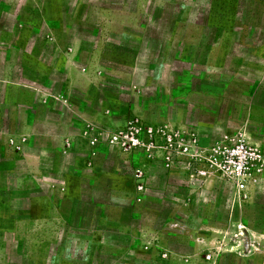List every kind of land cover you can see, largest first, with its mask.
<instances>
[{"label":"rangeland","instance_id":"374dc122","mask_svg":"<svg viewBox=\"0 0 264 264\" xmlns=\"http://www.w3.org/2000/svg\"><path fill=\"white\" fill-rule=\"evenodd\" d=\"M30 1L36 5L31 6ZM42 1L0 0V28L13 33L19 18L33 17ZM62 3L65 23L70 26L66 32L58 31L84 39L86 52L80 65L85 64L87 50L97 40L104 43L94 77L98 83L88 95L96 105L104 103L109 112L105 120L85 121L81 127L86 141L80 150L85 157L82 170L89 177L96 158L99 175L97 185L86 184L84 190L101 201L98 205V200L88 196L86 204L81 202L87 209V242L80 245L79 233L71 231L52 244L49 255L87 257L92 261L87 264H264V173L238 198L224 181L201 184L182 175L175 178L181 181L177 183L172 181L174 174L155 167L146 185L147 167L161 162L142 151L111 144L106 134L138 117L149 124L194 131L203 141L245 132L264 148V0ZM70 97L77 100L79 91L74 90ZM71 130H78L77 126L72 125ZM70 155L69 159L73 153ZM179 166L188 171L183 163ZM139 172L142 190L137 188L135 174ZM168 176L171 179L163 185ZM8 186L16 192L22 189L17 204L24 209L29 184ZM146 186L149 201L145 206L153 210L152 223L168 232L162 236L166 247L126 251L127 236L104 231L105 241L96 249L90 240L96 212L103 210L110 218L132 221L134 211L143 207ZM39 189L44 192L43 185ZM73 219L76 224L77 216ZM194 234L206 238L204 247L211 248L196 257L191 248ZM0 239L5 264H29V232L5 231ZM114 244L122 250L116 252ZM152 245L149 241L144 244Z\"/></svg>","mask_w":264,"mask_h":264},{"label":"crops","instance_id":"0c3cea01","mask_svg":"<svg viewBox=\"0 0 264 264\" xmlns=\"http://www.w3.org/2000/svg\"><path fill=\"white\" fill-rule=\"evenodd\" d=\"M62 2L43 0L41 10L33 17L19 18L20 23L13 33L8 34L5 28H0V234L29 232V264L92 262L87 257L52 256L49 249L71 231L79 233L78 241L85 246L87 209L85 205L81 207V202L86 204L89 196L101 205L97 195L84 190L86 184L97 185L99 181L96 158L91 175L87 177L82 170L85 157L80 150L86 144L81 134L85 121L108 118L109 111L104 103L96 105L88 95L89 89L98 83L94 77L100 68L98 60L104 43L97 40L87 50L85 64L80 65L78 61L86 52L84 39L80 36L70 38L67 33L58 31L66 32L70 26L65 23ZM30 5H36V1H30ZM76 89L79 97L72 101L70 96ZM72 125L78 130L72 131ZM86 151L90 152L87 147ZM180 164L170 167L162 163L159 166L150 164L145 184H149L153 167L174 174L171 176L173 182L180 183L175 178L182 175L185 179L192 178ZM170 179L168 176L161 183L167 185ZM9 183L15 187L29 184L28 204L24 209L17 204L22 189H16L17 193ZM42 185L44 192L39 189ZM148 190L144 187L143 207L132 212L130 222L110 218L103 210L96 212L95 223L91 226L94 235L90 238L96 249L105 241L104 231L127 236V245L123 246L126 251L166 247L162 236L168 232L152 223L153 210L145 206L149 201ZM116 195L120 197L119 190ZM75 216L78 222L73 224ZM203 239L206 238L194 234L192 256L208 248L204 247ZM146 241L153 245L144 246ZM2 245L0 239V264H5ZM113 247L116 252L122 250L116 244ZM94 262L101 261L95 259Z\"/></svg>","mask_w":264,"mask_h":264},{"label":"built area","instance_id":"2783aa9c","mask_svg":"<svg viewBox=\"0 0 264 264\" xmlns=\"http://www.w3.org/2000/svg\"><path fill=\"white\" fill-rule=\"evenodd\" d=\"M106 134L111 144L126 151H142L166 167L183 163L189 175L201 184L224 181L237 198L255 186L264 173V148L245 132L224 133L203 141L194 131L132 117L123 127ZM135 175L137 188L142 190L143 175Z\"/></svg>","mask_w":264,"mask_h":264}]
</instances>
